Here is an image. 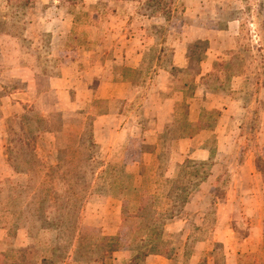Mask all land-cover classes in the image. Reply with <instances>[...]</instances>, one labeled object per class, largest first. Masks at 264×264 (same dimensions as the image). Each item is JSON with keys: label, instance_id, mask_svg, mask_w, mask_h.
<instances>
[{"label": "rangeland", "instance_id": "1", "mask_svg": "<svg viewBox=\"0 0 264 264\" xmlns=\"http://www.w3.org/2000/svg\"><path fill=\"white\" fill-rule=\"evenodd\" d=\"M25 2L0 0V264H264V0Z\"/></svg>", "mask_w": 264, "mask_h": 264}, {"label": "crops", "instance_id": "2", "mask_svg": "<svg viewBox=\"0 0 264 264\" xmlns=\"http://www.w3.org/2000/svg\"><path fill=\"white\" fill-rule=\"evenodd\" d=\"M12 73H13L14 77H17V78H23L24 77L21 69H15L12 71ZM23 79H24V81H26L25 77ZM54 80H56V81H54ZM54 80L52 82L57 85L56 86L57 89L56 90L54 89L56 94H62V88L59 86L62 82H65L66 84H68V83H71V81H73L72 79H54ZM130 85L131 84L124 83V82L123 83H114L111 85V88H116V89H118L119 87L120 88H128V87H130ZM70 87L69 88L67 87L69 92H70ZM3 104L4 105L1 108V110H2L4 117L13 116V115L20 113L21 105L20 104H13L10 98H8V100L3 99ZM51 111H53V110H51ZM199 258H200V253L195 251V253H193V255L191 257V264H197L199 261ZM145 263L146 264H170L171 261L167 260L161 256L152 255V256H149L145 259Z\"/></svg>", "mask_w": 264, "mask_h": 264}, {"label": "trees", "instance_id": "3", "mask_svg": "<svg viewBox=\"0 0 264 264\" xmlns=\"http://www.w3.org/2000/svg\"><path fill=\"white\" fill-rule=\"evenodd\" d=\"M25 1H26L25 3L27 4V3L30 2L31 0H25ZM151 254L164 256L160 250H156L155 248H153V249L147 251V252L144 254V256L147 257L148 255H151ZM167 258H170V257H167Z\"/></svg>", "mask_w": 264, "mask_h": 264}]
</instances>
